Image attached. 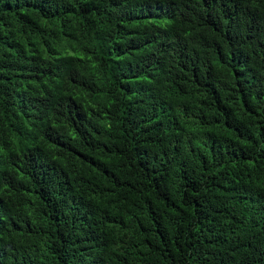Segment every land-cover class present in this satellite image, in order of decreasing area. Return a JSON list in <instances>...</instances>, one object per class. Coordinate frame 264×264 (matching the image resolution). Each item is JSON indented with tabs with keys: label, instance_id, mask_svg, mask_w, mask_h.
<instances>
[{
	"label": "trees",
	"instance_id": "obj_1",
	"mask_svg": "<svg viewBox=\"0 0 264 264\" xmlns=\"http://www.w3.org/2000/svg\"><path fill=\"white\" fill-rule=\"evenodd\" d=\"M0 264H264V0H0Z\"/></svg>",
	"mask_w": 264,
	"mask_h": 264
}]
</instances>
